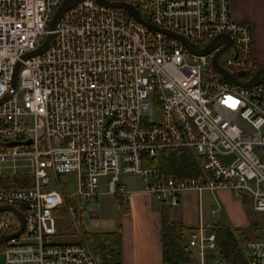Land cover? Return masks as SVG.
<instances>
[{"label":"built area","instance_id":"built-area-1","mask_svg":"<svg viewBox=\"0 0 264 264\" xmlns=\"http://www.w3.org/2000/svg\"><path fill=\"white\" fill-rule=\"evenodd\" d=\"M105 1L136 8L143 21L182 37L195 52L227 36L230 47L217 64L238 82L258 70L250 29L231 19L229 0ZM62 2L0 0V178L32 180L26 188L0 187V207L24 219L20 235L0 245L4 264H101L84 240L89 229L80 206L94 218L99 197L124 202L133 191L121 175L148 180L140 192L171 208L186 193L201 199L229 191L264 213V80L242 88L216 73L213 59L224 39L199 56L127 11L95 0L66 11L49 49L23 60L42 46ZM152 109L159 111L158 124L149 123ZM184 151L198 164L191 177H167L151 164ZM62 176L75 178L73 192L63 191ZM67 198L76 209L64 205ZM216 212L211 209L212 216ZM58 215L71 222L75 243H56ZM18 228L14 214L0 212V237ZM187 244L199 264L218 252L212 225L191 230ZM241 250L246 264H264V229Z\"/></svg>","mask_w":264,"mask_h":264},{"label":"crops","instance_id":"crops-1","mask_svg":"<svg viewBox=\"0 0 264 264\" xmlns=\"http://www.w3.org/2000/svg\"><path fill=\"white\" fill-rule=\"evenodd\" d=\"M229 2L231 19L249 27L254 60L258 69L263 68L264 0H229ZM129 191L133 192L125 197L124 202L115 199L123 208V214L117 230L108 231L120 234L122 264H162L160 202L141 193L140 190ZM191 196L197 197L196 207H200L196 211L188 209V198ZM244 197L247 199L246 203L235 198L229 191H220L214 195L204 194L201 199L196 194L186 193L182 195L179 206L172 208V218L189 229L185 234L186 239L189 232L201 224L213 225L216 222H224L232 230H249L252 238L259 237L264 229V217L259 218L257 214L264 213L254 212L249 198ZM153 200L157 203L155 206ZM212 208L217 210L213 216L211 215ZM104 231L91 232L89 230L90 233H107ZM60 237L59 234L55 240ZM75 242L76 239L72 242H62V244ZM207 261L208 264H216L220 261L218 252L207 254Z\"/></svg>","mask_w":264,"mask_h":264},{"label":"trees","instance_id":"trees-1","mask_svg":"<svg viewBox=\"0 0 264 264\" xmlns=\"http://www.w3.org/2000/svg\"><path fill=\"white\" fill-rule=\"evenodd\" d=\"M251 77L247 76V78ZM153 164L167 177L187 178L199 172L196 159L190 152L181 155L164 153L154 159ZM32 185L30 177L0 178V187L26 188ZM247 202L245 197L242 198ZM76 204V203H75ZM162 264H199L195 253L189 248L186 232L189 230L172 218V208L160 202ZM216 235L218 258L224 264H246L241 246L257 239L249 230H232L224 222L212 225ZM85 242L101 264H122L121 238L118 232L84 234Z\"/></svg>","mask_w":264,"mask_h":264},{"label":"rangeland","instance_id":"rangeland-1","mask_svg":"<svg viewBox=\"0 0 264 264\" xmlns=\"http://www.w3.org/2000/svg\"><path fill=\"white\" fill-rule=\"evenodd\" d=\"M230 52H227L223 54L219 58V62L223 65L224 62L229 58ZM22 93H18V97L21 98ZM159 111L157 110H150L147 114L149 118V123L151 124H158L160 120ZM237 124L245 128L246 124L238 120ZM227 161L230 160V158H226ZM120 181L122 184L126 186V190H140L142 187L148 183V180L141 179L136 176H120ZM59 183L63 189V191L67 194L69 191L73 192L75 190V178L72 176H62L59 178ZM66 185H68V190L66 192ZM100 191L103 192L104 188L100 186ZM69 194V193H68ZM64 205L68 207H74L76 209V204L72 199H65ZM197 197L191 196L188 198V209H193L192 211H196L199 209L200 206L196 207ZM95 204L98 208V214L94 218H89L88 213L86 211V206L81 205L80 206V214L79 218L82 221H87V227L91 232H96L101 230H105L104 232H108L109 230L115 231L117 230V226L120 223V217L123 214V208L119 205L118 201L115 200L112 197L103 195L99 197L95 201ZM154 206L157 204L155 200H153ZM76 213L77 210H76ZM259 218H263L264 214H257ZM5 217L7 218H14L11 214H5ZM56 228L60 234V238L56 240V243L60 242H72L74 239H76V234L74 232V227L72 226L71 222L66 218V216L58 215L56 216ZM0 264H4V255L2 251L0 250Z\"/></svg>","mask_w":264,"mask_h":264},{"label":"water","instance_id":"water-1","mask_svg":"<svg viewBox=\"0 0 264 264\" xmlns=\"http://www.w3.org/2000/svg\"><path fill=\"white\" fill-rule=\"evenodd\" d=\"M81 0H63L62 4L60 5V7L57 9V11L55 12V14L53 15L52 17V20L50 22V25H49V34L46 36L45 40H44V43L42 44V46L36 50V51H33V52H30L28 54H25L23 56V60H27L29 58H33V57H36L42 53H44L45 51H47L49 49V47L52 45L53 43V40H54V34H53V31L55 30V27L58 23V21L60 20V18L62 17V15L72 9L73 7H75ZM96 3L102 7H105V8H108V9H123L125 11H127L138 23L142 24L143 26L153 30V31H157V32H160V33H163L165 35H168L172 38H175L177 40H179L190 52L192 53H195L199 56H203V55H206L208 53H210V51H212L217 42L220 40V39H224L225 42H226V45L221 48L217 53L216 55L214 56V59H213V66H214V69L216 71V73L225 78L227 81L231 82L232 84H234L235 86H238V87H242V88H246V87H250V86H254V85H257L259 84L260 82H262L264 80V67L263 68H259L255 74L251 77L250 80H248L247 82H244V83H241V82H238L236 81L232 75L228 74L227 72H225L224 70H222L218 64H217V57L223 53L224 51H226L229 47H230V40L227 36H219L218 38H216L212 44H210L207 48H205L204 50L202 51H199V52H195L192 50L190 44L188 43L187 40L183 39L182 37L180 36H177L171 32H168V31H165V30H161V29H158V28H155L153 26H151L150 24L146 23L145 21H143L140 17H139V14H138V11L136 10V8H133V7H130L128 5H125V4H119V3H108L106 2L105 0H95ZM20 63H18L14 69V72H13V76H12V87L13 89L15 90L16 89V80H17V76H18V73H19V70H20ZM30 141H28L26 144H29ZM10 145H17V143H11ZM0 212H10L12 214H14L16 216V218L18 219L19 221V228L18 230L11 234V235H6V236H1L0 237V245L5 242V241H8L9 239H12L14 237H17L20 235V233L22 232L23 230V225H24V219H23V216L22 214L14 209V208H9V207H0Z\"/></svg>","mask_w":264,"mask_h":264}]
</instances>
